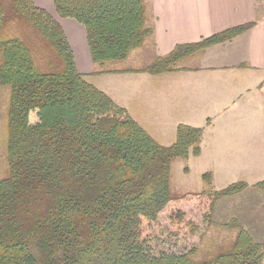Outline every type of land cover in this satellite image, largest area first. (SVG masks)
Segmentation results:
<instances>
[{"label":"trees","instance_id":"obj_1","mask_svg":"<svg viewBox=\"0 0 264 264\" xmlns=\"http://www.w3.org/2000/svg\"><path fill=\"white\" fill-rule=\"evenodd\" d=\"M66 21L84 30L96 64L125 61L152 32L145 0H0V87L10 92L0 264H263L264 242L236 221L223 224L237 232L228 246L200 255L206 232L187 214L189 203L214 225L218 202L247 185L215 190L207 172L203 191L176 194L172 165L200 155L203 128L179 125L175 142L161 145L85 79ZM254 25L178 46L146 71H169ZM38 37L60 61L38 60L49 50ZM168 240L173 249L154 248Z\"/></svg>","mask_w":264,"mask_h":264},{"label":"crops","instance_id":"obj_2","mask_svg":"<svg viewBox=\"0 0 264 264\" xmlns=\"http://www.w3.org/2000/svg\"><path fill=\"white\" fill-rule=\"evenodd\" d=\"M146 12L152 32L144 45L153 61L107 73L130 75L135 84L120 92L123 107L160 139L173 141L179 125L203 128L195 157L208 161L212 180L234 178L233 184L247 185L221 204L230 201V211L222 215L216 209V220L236 221L263 243L264 191L258 184L264 182V0H146ZM250 23L251 29L183 57L169 71H146L178 46Z\"/></svg>","mask_w":264,"mask_h":264},{"label":"rangeland","instance_id":"obj_3","mask_svg":"<svg viewBox=\"0 0 264 264\" xmlns=\"http://www.w3.org/2000/svg\"><path fill=\"white\" fill-rule=\"evenodd\" d=\"M44 1V0H43ZM47 0H45L46 2ZM146 6V0H145ZM147 15V12H146ZM64 26L66 27L71 41L74 43L77 58L80 60V72L84 74L85 79L89 82L94 84L100 90L107 93L109 96L113 97L114 101L119 105L123 106L126 99L124 95L120 94V92L127 93L129 92L135 84L132 83V80L129 79L130 75H107L109 71L112 72H120L123 70H128L136 67H143L149 65L154 57L150 52V48L147 45H144L142 48L137 49L133 52V55L136 53L141 52L137 55H131V57L127 58L125 61L121 62H108L103 64H96L93 63L87 48L86 36L84 30L76 25L73 22L66 21L64 22ZM23 37V34L21 35ZM39 40L43 43V50L48 48L45 54L38 53L36 56L38 60L42 63L47 60L56 59L58 62V57L53 51L52 48L43 40L42 38L38 37ZM147 40V39H146ZM146 42V41H145ZM146 44V43H145ZM145 53V55L143 54ZM143 55L146 57L143 59ZM133 56V57H132ZM131 58V61H128ZM60 61V60H59ZM10 92L7 87H0V178L3 177L6 171V148H7V140H8V127H7V107L9 102ZM121 101V102H119ZM132 115V117L140 124L141 122L134 116V112L124 106ZM144 129L153 137L155 138L161 145L168 147L172 145L176 140V131L174 133V138L172 140H168L169 138H158L154 133H152L146 126ZM172 141V142H171ZM208 161L201 159L199 157H195L191 155L188 159H177L172 165L171 170V185L173 191L176 194H186L188 192H201L206 188V183L203 180V174L209 172L208 170ZM232 177V176H230ZM225 179H216L212 180V186L215 190H221L229 185L233 184L232 179L234 178H226ZM235 182V181H234ZM243 196V195H242ZM227 198L222 199L215 208L220 211V214L223 215L224 211H230L231 204L227 202L224 205ZM191 199H188V201ZM187 203V202H186ZM191 204V205H190ZM199 204L196 205V201L194 200L192 203L190 202L188 205V215L196 219V222L201 224L202 231L206 232L205 237L203 238L200 244V255L203 253H207L208 251L215 250L216 247H225L228 246L234 239V234L236 232L235 229L224 227L222 225L223 221L216 220L214 214V225L209 226V222H205L203 220V214L205 212V208L198 207ZM222 212V213H221ZM165 215L163 218V223L166 225L167 221L165 219ZM162 231L156 230L155 233H161ZM165 237V236H164ZM199 239H197V242ZM163 246L167 249H173V244L170 240L167 242H155L154 248L158 249L160 246Z\"/></svg>","mask_w":264,"mask_h":264}]
</instances>
